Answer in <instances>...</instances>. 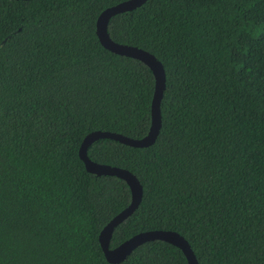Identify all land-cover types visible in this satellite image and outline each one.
I'll return each mask as SVG.
<instances>
[{
	"label": "trees",
	"instance_id": "obj_1",
	"mask_svg": "<svg viewBox=\"0 0 264 264\" xmlns=\"http://www.w3.org/2000/svg\"><path fill=\"white\" fill-rule=\"evenodd\" d=\"M121 1L0 0V264H112L98 236L131 192L88 172L78 149L95 130L141 138L150 127L151 69L96 35L98 15ZM107 32L165 74L151 145L87 148L142 186L109 247L168 229L198 264H264V0H146ZM117 264L188 263L151 240Z\"/></svg>",
	"mask_w": 264,
	"mask_h": 264
},
{
	"label": "water",
	"instance_id": "obj_2",
	"mask_svg": "<svg viewBox=\"0 0 264 264\" xmlns=\"http://www.w3.org/2000/svg\"><path fill=\"white\" fill-rule=\"evenodd\" d=\"M146 0H123L101 11L96 19V35L103 47L118 55L135 58L146 64L154 76V92L151 100V123L146 135L141 138H132L120 133L95 130L86 134L80 143L78 155L88 172L96 175H114L127 183L131 192L129 204L115 214L101 229L98 240L106 260L117 264L124 260L138 245L151 241L162 240L180 248L188 264H198L194 252L188 241L178 232L168 229H151L138 232L125 239L117 246L110 248L109 241L114 228L126 219L138 206L142 197V186L136 176L125 168L111 166L92 161L87 155L88 146L100 139L109 138L132 147H146L151 145L159 132L161 125L160 101L165 88V74L161 62L150 52L134 45L118 43L109 37L107 24L109 19L117 14L133 10Z\"/></svg>",
	"mask_w": 264,
	"mask_h": 264
}]
</instances>
